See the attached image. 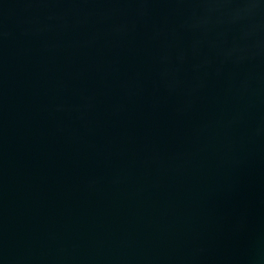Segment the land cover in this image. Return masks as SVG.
<instances>
[{"label": "water", "instance_id": "95a60500", "mask_svg": "<svg viewBox=\"0 0 264 264\" xmlns=\"http://www.w3.org/2000/svg\"><path fill=\"white\" fill-rule=\"evenodd\" d=\"M0 264H264V0H0Z\"/></svg>", "mask_w": 264, "mask_h": 264}]
</instances>
